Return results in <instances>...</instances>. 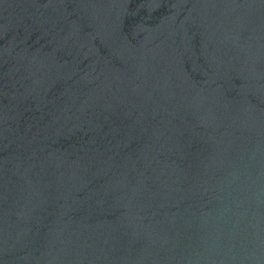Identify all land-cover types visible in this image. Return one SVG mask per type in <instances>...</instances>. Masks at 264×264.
<instances>
[{
  "label": "water",
  "instance_id": "1",
  "mask_svg": "<svg viewBox=\"0 0 264 264\" xmlns=\"http://www.w3.org/2000/svg\"><path fill=\"white\" fill-rule=\"evenodd\" d=\"M0 264H264V0H0Z\"/></svg>",
  "mask_w": 264,
  "mask_h": 264
}]
</instances>
